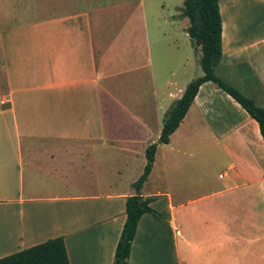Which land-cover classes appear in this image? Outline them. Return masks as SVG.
I'll return each instance as SVG.
<instances>
[{
  "label": "crops",
  "instance_id": "obj_1",
  "mask_svg": "<svg viewBox=\"0 0 264 264\" xmlns=\"http://www.w3.org/2000/svg\"><path fill=\"white\" fill-rule=\"evenodd\" d=\"M125 1L0 0V259L62 236L70 264L115 261L146 150L193 81L155 78L148 109L104 87L113 49L98 12ZM219 5L216 74L264 108V0ZM140 193L164 219L140 218L128 264H264V138L214 82Z\"/></svg>",
  "mask_w": 264,
  "mask_h": 264
},
{
  "label": "rangeland",
  "instance_id": "obj_2",
  "mask_svg": "<svg viewBox=\"0 0 264 264\" xmlns=\"http://www.w3.org/2000/svg\"><path fill=\"white\" fill-rule=\"evenodd\" d=\"M183 7L184 0H127L104 4L98 12L102 44L113 49V68L107 76L113 78L104 87L127 102L133 98L128 102L132 108H149L142 96L154 93L155 78L162 85L172 81L183 86L203 76L201 51L186 33L190 22L181 15ZM213 173L220 175L223 169L217 167Z\"/></svg>",
  "mask_w": 264,
  "mask_h": 264
},
{
  "label": "trees",
  "instance_id": "obj_3",
  "mask_svg": "<svg viewBox=\"0 0 264 264\" xmlns=\"http://www.w3.org/2000/svg\"><path fill=\"white\" fill-rule=\"evenodd\" d=\"M219 4L220 0H184L181 15L189 19L190 25L186 32L195 48L201 51L200 65L204 74L189 83L183 96L168 110L159 141L150 145L146 150L147 164L142 176L134 184L137 194L127 199L126 222L116 248L113 264H128L138 223L144 214L150 213L164 219L151 207L152 198H144L140 192L152 171L158 145L169 144L170 136L180 127L204 83L214 82L240 104L258 123L264 138V108L216 74L223 54V21ZM0 264H70V258L65 239L61 236L1 258Z\"/></svg>",
  "mask_w": 264,
  "mask_h": 264
},
{
  "label": "built area",
  "instance_id": "obj_4",
  "mask_svg": "<svg viewBox=\"0 0 264 264\" xmlns=\"http://www.w3.org/2000/svg\"><path fill=\"white\" fill-rule=\"evenodd\" d=\"M221 177H223V176H221Z\"/></svg>",
  "mask_w": 264,
  "mask_h": 264
}]
</instances>
